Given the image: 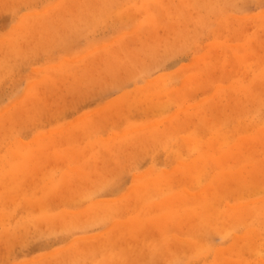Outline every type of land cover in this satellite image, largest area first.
Wrapping results in <instances>:
<instances>
[{"label": "rangeland", "instance_id": "374dc122", "mask_svg": "<svg viewBox=\"0 0 264 264\" xmlns=\"http://www.w3.org/2000/svg\"><path fill=\"white\" fill-rule=\"evenodd\" d=\"M0 264H264V0H0Z\"/></svg>", "mask_w": 264, "mask_h": 264}]
</instances>
